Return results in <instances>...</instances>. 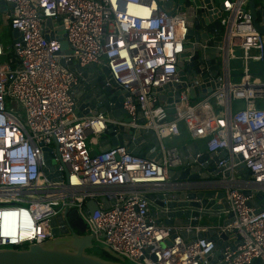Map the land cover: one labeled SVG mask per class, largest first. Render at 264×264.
Listing matches in <instances>:
<instances>
[{"label":"built area","instance_id":"2783aa9c","mask_svg":"<svg viewBox=\"0 0 264 264\" xmlns=\"http://www.w3.org/2000/svg\"><path fill=\"white\" fill-rule=\"evenodd\" d=\"M3 1L8 10L1 14L20 36L11 55L0 38V250L53 240L51 220L77 212L94 244L130 264H203L216 241L213 236L190 241L183 230L226 234L223 264H264V209L250 205L258 194L264 197V81L254 82L249 66L251 60L264 65V36L252 23L249 0H227L219 19L227 39L222 51L227 48L230 60L231 51L236 58L233 48L242 50L241 80H226L198 101L190 99V87L182 90L172 118L168 107L175 104L160 101L158 89L180 83L176 70L187 44L186 13L168 15L158 0ZM70 63L107 66L106 85L113 80L120 87L118 97L133 122L107 113L81 116L83 78ZM198 67L208 71L203 63ZM235 101L243 107L233 111ZM110 124L154 131L162 157L134 155L125 145L97 151ZM181 124L195 142L204 140V152L226 153L216 175L207 172V180L187 182L196 190L225 191L229 208L218 213L215 224L168 226L149 215L148 195L169 185V172L182 165L173 140ZM46 149L52 150L53 178L44 172ZM90 201L98 205L92 214L86 212ZM172 236V245L165 246Z\"/></svg>","mask_w":264,"mask_h":264},{"label":"water","instance_id":"95a60500","mask_svg":"<svg viewBox=\"0 0 264 264\" xmlns=\"http://www.w3.org/2000/svg\"><path fill=\"white\" fill-rule=\"evenodd\" d=\"M158 1L160 10L168 15H175L177 12L186 13L188 26L187 44L176 70L180 83L158 89L159 100L170 105L177 104L180 102L181 91L188 87H190L189 97L192 101L206 99L208 95H212L219 89L224 81H230L232 77L227 48L225 51L221 49L225 43L227 44V39L224 37V29L219 21L227 0ZM7 10L5 2L0 0V14ZM248 10L255 29L264 36V0H249ZM51 24L49 20L48 25L51 26ZM19 36V32L13 30V38L19 41ZM62 48H67L66 42L62 43ZM222 55H224V63L221 61ZM200 63L208 67L207 72L200 73L198 67ZM69 66L72 71L80 73L83 78L82 87L78 93L80 99L78 113L81 116L107 113L110 119L118 122L125 124L133 122L130 115L123 109V97H118L120 87L113 80L109 81V86L106 85L109 79L107 66L100 68L93 64L81 68L72 63ZM261 75L264 76V69ZM212 77H217V80H212ZM139 118L138 124H143L145 120L142 118V113H139ZM117 130L119 134L116 133ZM121 145L128 146L134 155L157 160L162 157L160 142L154 131L136 132L128 127H117L114 124H110L109 130L100 136L98 151L106 152ZM51 152V149H46L44 155L46 163L44 172L49 178H53L50 175V171L53 170ZM96 153L97 151H92L91 155L95 156ZM225 155L226 153H221L219 156L210 155L194 141L180 146L179 156L182 165L169 172V185L161 188L156 194L148 195L151 203L149 215L158 224L183 228L196 227L200 225L202 219L209 217L219 218L218 213L229 208L225 191L196 190L187 186V182L207 180L209 178L207 172L216 175L220 172L216 165ZM58 179H62V174ZM246 195L250 196L251 193L246 192ZM250 205L259 209L258 211L260 208L264 209L263 195L258 194ZM97 209V203L90 201L86 212L92 214ZM232 221L233 218H230L224 220L222 224L226 226ZM51 227L55 237L53 240L31 245L21 251L0 250V264H119L89 254V251L96 246L93 236L86 233L87 224L78 219L77 212H65L58 215L51 220ZM181 235L190 241L203 236H213L216 241V251L209 255L203 264H220L223 261L225 252L223 240L228 238L226 234H222L219 238L216 230H211L208 234L197 233L196 230L187 233L183 230ZM173 238L174 236L165 240L164 245L171 246ZM104 250L120 259L111 249L104 248ZM253 264H262V261L257 260Z\"/></svg>","mask_w":264,"mask_h":264},{"label":"crops","instance_id":"0c3cea01","mask_svg":"<svg viewBox=\"0 0 264 264\" xmlns=\"http://www.w3.org/2000/svg\"><path fill=\"white\" fill-rule=\"evenodd\" d=\"M231 53H232V51H231ZM231 53H229V55H231L230 60H229V69H230L231 75H233L231 77V80L233 83H238L241 80L240 77H238V74H241L243 72V67H244V60L242 59L243 53H242V50L240 48H233V54L236 58L232 57ZM249 66H250V70H251L252 80L254 82H263L264 76L261 75V73L264 69L263 64L257 60H251L249 62ZM236 103H237V109L243 107V103L241 101H235L232 104L233 111L237 110V109L234 110V105ZM213 109L216 111V113L219 111V109H218V107H216V105L213 106ZM181 131H182L181 135L179 137L173 139L175 141V143H177L179 146H182L184 144H187V143L194 141L192 139L191 135L189 134L185 124H181ZM200 141H202V143H200ZM197 143L199 144L200 148L203 151H205L204 140H199V141H197ZM97 148L99 150V145L96 147V149ZM213 214H215V213H213ZM212 219H216V218L212 217V218L202 219L200 222V225L203 226V225H208V224H215L212 222Z\"/></svg>","mask_w":264,"mask_h":264},{"label":"rangeland","instance_id":"374dc122","mask_svg":"<svg viewBox=\"0 0 264 264\" xmlns=\"http://www.w3.org/2000/svg\"><path fill=\"white\" fill-rule=\"evenodd\" d=\"M0 38H1L2 46L5 49V52L7 53V55L8 54L11 55L13 40H14L13 30L11 29L10 24H8L5 14H0ZM212 105L215 106L213 103H212ZM178 107L179 106H177L176 104L171 106V107H168V110L171 114V118L177 113V111L180 110ZM236 109H237V103L234 105V110H236ZM200 143H202V141H200ZM97 146L98 145L95 146V149ZM97 151H98V148H97ZM212 222L217 223V219H212ZM96 244L98 245V247L96 246ZM96 244H95L96 249L94 248L95 250H100L101 248L103 249V247H104L103 245H101L99 243H96ZM122 262L125 264H130L128 262H124V261H122Z\"/></svg>","mask_w":264,"mask_h":264},{"label":"trees","instance_id":"16d2710c","mask_svg":"<svg viewBox=\"0 0 264 264\" xmlns=\"http://www.w3.org/2000/svg\"><path fill=\"white\" fill-rule=\"evenodd\" d=\"M242 73L241 74H238V77H240V79L243 76ZM95 249L90 250L89 251V254L95 255V256H97L99 258H102V259H104L106 261H111V262L119 263V264H125V263L122 262L123 260L113 257L111 254H109L108 252H106L104 249H100V248H99L100 250H95Z\"/></svg>","mask_w":264,"mask_h":264}]
</instances>
